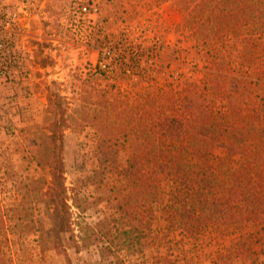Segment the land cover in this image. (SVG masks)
<instances>
[{
	"label": "trees",
	"instance_id": "1",
	"mask_svg": "<svg viewBox=\"0 0 264 264\" xmlns=\"http://www.w3.org/2000/svg\"><path fill=\"white\" fill-rule=\"evenodd\" d=\"M153 1H170L180 11L179 29L194 41L202 76L195 81L172 73L162 82L152 74L146 52L115 58L114 80L104 75L102 110L78 115L63 82L47 70L54 62L38 67L36 91L47 100L43 124L49 144L44 154H35L44 174L24 184L44 207L45 224L36 222L33 210H21L17 220L8 218L14 212L0 209V259L10 251L11 234H38L41 252L59 247L69 260L66 240L78 252L90 244L75 234L72 208L80 205L70 203L66 183L65 131L77 125L97 128L109 143L104 167L118 177L107 202L122 215L107 212L100 223L114 233L112 241L137 237L132 232H141L140 225L122 227L126 215L148 225L161 203L169 224L187 237L228 225L240 242H264V0ZM91 10L79 3L76 12ZM135 68L139 80L126 75ZM94 69L88 79L104 71L100 64ZM125 77L133 90L125 92L118 81Z\"/></svg>",
	"mask_w": 264,
	"mask_h": 264
},
{
	"label": "rangeland",
	"instance_id": "2",
	"mask_svg": "<svg viewBox=\"0 0 264 264\" xmlns=\"http://www.w3.org/2000/svg\"><path fill=\"white\" fill-rule=\"evenodd\" d=\"M79 3L90 4L92 10L77 13ZM181 19L170 1L0 0V68L7 66L10 71L7 77L0 76L2 213L14 212L8 218L17 219L21 210L30 209L36 214V222L45 224L44 207L33 201L24 184L44 174L35 158L39 152L44 154L49 144L43 124L47 100L44 92L36 91L37 68L54 62L55 66L49 65L47 70H54L53 77L63 82L62 90L78 115L89 109L102 110L101 97L108 88L104 75L113 80L116 76L113 60L138 51L151 58L153 63L148 66L162 82L172 73L197 81L202 76L198 70L201 58L193 39L179 29ZM44 21L51 25L45 28ZM97 64L104 71L88 79ZM134 72L139 69H131L126 75L139 80ZM128 79L118 80L125 92L135 87ZM108 147L104 135L91 125L65 131L70 203L80 205L72 208L75 234L80 242H90L88 247L78 252L73 241L66 240L69 260L59 247L41 252L38 234L25 238L11 234L10 251L0 264H264V242H240L238 231L228 225L213 226L197 238L187 237L169 224L161 203L148 225L138 224L132 213L126 215L122 227L140 225L141 232H132L137 237L112 241L114 233L100 223L107 212L122 215L107 202L118 177L104 167L103 151ZM169 188L164 183L166 198L171 196ZM17 220L7 223L17 224Z\"/></svg>",
	"mask_w": 264,
	"mask_h": 264
},
{
	"label": "built area",
	"instance_id": "3",
	"mask_svg": "<svg viewBox=\"0 0 264 264\" xmlns=\"http://www.w3.org/2000/svg\"><path fill=\"white\" fill-rule=\"evenodd\" d=\"M11 28H13V26ZM0 30H3V28L0 27ZM14 30H15V32H13V33H14V35H16V33H18V32L16 29H14ZM6 33H8V32H6ZM7 73H10L9 67L6 66V68H2V67L0 68V76L5 75L7 77Z\"/></svg>",
	"mask_w": 264,
	"mask_h": 264
}]
</instances>
